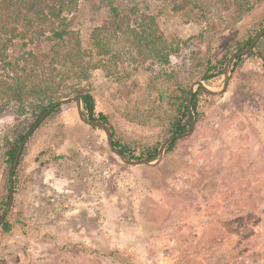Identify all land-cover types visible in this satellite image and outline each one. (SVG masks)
<instances>
[{"label": "rangeland", "instance_id": "obj_1", "mask_svg": "<svg viewBox=\"0 0 264 264\" xmlns=\"http://www.w3.org/2000/svg\"><path fill=\"white\" fill-rule=\"evenodd\" d=\"M249 1L254 9L235 24L224 4L211 7L206 0L177 12L181 0H116L128 15L135 9L129 21L135 32L102 36L109 53L101 55L91 35L107 25L108 10L98 0H78L62 17L92 65L90 77L78 83L57 64L54 83L63 88L62 99L88 86L114 140L138 156L165 140L169 113L157 95L170 86L162 75L168 66L149 53L145 33L169 47V70L190 87L207 61L219 60L264 17V0ZM47 36L13 40L9 57L32 51L42 58L52 47ZM261 43L264 50V38ZM43 62L36 74L51 72L49 60ZM222 83L223 76L204 84L217 90ZM199 113L191 136L179 139L157 166L135 167L108 148L104 132L79 121L74 102L61 105L26 144L6 215L14 229L0 233V264H264L261 62L246 59L224 94L200 98ZM22 119L0 115V196L6 145Z\"/></svg>", "mask_w": 264, "mask_h": 264}, {"label": "trees", "instance_id": "obj_2", "mask_svg": "<svg viewBox=\"0 0 264 264\" xmlns=\"http://www.w3.org/2000/svg\"><path fill=\"white\" fill-rule=\"evenodd\" d=\"M98 1L107 8L108 20L107 25L103 28H95L92 31L91 37L93 44L100 50L99 53L101 55H107L109 50L106 43L102 42V36L109 37L108 39H110L114 34L115 38L117 37L118 39L119 36L123 37V33L126 31L134 33V29L129 26V21L130 17L135 14V9H130L128 15V13L116 5V0ZM164 1L175 2L176 0ZM198 1L201 0H181L180 4L173 7L174 11L183 10L188 4H197L196 2ZM206 1L208 2V6L211 7L224 4V10L231 12V22L235 24H239L255 6V3L251 4L249 0ZM77 2L78 0H0V96L4 98L1 99L2 102L0 103V115L7 112L16 117L23 118L19 121L20 125L18 126L20 127H17L18 129H16L14 139L7 143L3 156L4 167L1 173L2 189L0 196V217L7 204L12 163L20 142L46 109L65 96L60 84L54 83V78L52 77L53 68H55L57 64H61L68 67L69 74L72 76L71 78L78 83L89 80L92 65L84 60L86 53L82 50L78 37L68 29V23H65L62 17V14L70 11ZM256 26H258V29ZM263 26L264 17L258 21L257 25L246 30L244 39H237L230 49H225L219 60L215 63L207 61L205 65H203L204 68L198 80L208 85L211 80L223 76V68L229 57L246 47ZM229 27L230 26L226 28L230 30L235 26ZM212 28L215 29V27ZM46 32L50 33V36L45 37L46 41L52 44V47L49 49L50 53H42V58H39L32 51L23 52L21 57L15 59L9 57V47L14 44L12 43L13 40L32 41L36 35L45 36ZM145 34L147 38L143 37V40L145 41L149 53L157 60L159 66H168V69H163L162 75L165 82L170 86L159 90L157 89L158 98L162 103L160 106L164 109L166 107L169 109L168 114L164 113V116H166V128L164 133L166 139L173 135L182 134L190 127L187 99L191 81L184 85L179 83V71L175 70L174 67H171L169 70V56L171 55L170 49L168 50L169 47H162L163 41H161L159 37H156L154 32ZM7 35H10V37L4 39V36ZM263 38L264 35L250 52L242 57H238L232 63L230 67L231 78L241 67L242 63L249 58L259 60L264 70V50L262 49L261 43ZM158 43L162 44L161 47L157 46ZM23 45L26 46L24 43ZM31 59L35 62L32 63L33 66L29 65ZM44 59L45 61L49 60L48 65L52 66L49 70L51 72L45 73L42 71L36 74L37 67L43 69L45 66L43 64ZM6 70L10 72V74L6 75L9 80L3 76ZM34 78H36L37 81L34 80ZM173 88H175V91H172ZM72 92L73 97H78L81 100L83 112L90 120H99L109 126L113 137V145L123 155L134 160L150 159L156 156L159 144L154 145L152 148H147L137 156L134 155V152L127 144H122L114 140V129L110 125L108 117L103 114L95 113V101L88 86L73 89ZM203 96L205 95L200 89L196 88L191 101L192 117L195 124L199 121L200 98ZM60 110L61 106L54 108L43 123L52 120L60 113ZM93 129L103 132L100 128ZM178 140H174L170 143L165 153H172ZM26 144L21 152L17 168L13 174V195L19 184L18 170L22 157L24 156ZM13 226L14 223L11 221L10 217L6 216L0 225V233L7 234L12 232L14 229Z\"/></svg>", "mask_w": 264, "mask_h": 264}, {"label": "water", "instance_id": "obj_3", "mask_svg": "<svg viewBox=\"0 0 264 264\" xmlns=\"http://www.w3.org/2000/svg\"><path fill=\"white\" fill-rule=\"evenodd\" d=\"M264 35V26L257 32V34L253 37V39L250 41V43L242 48L241 50L235 52L232 54L229 59L226 61L224 68H223V83L221 87L217 90H211L208 86H206L203 81H196L193 82L190 87H189V96L187 99V110L189 113L190 117V127L188 130L182 134H177L170 136L166 138L161 145L159 146L157 150V154L155 157L150 158V159H130L127 156L123 155L114 145H113V137L111 135V131L108 125L103 123L102 121L99 120H90L83 112L82 106H81V100L78 97H69L65 99H60L56 101L53 105L48 107L46 111L35 121L33 126L29 129V131L26 133L25 137L22 139L20 142L17 151L15 153L13 163H12V168H11V174L9 178V196L7 200L6 207L0 217V225L2 224L4 218L6 217L7 213L9 212L12 203H13V174L17 168V163L19 160V157L21 155V152L27 143L28 139L32 136V134L35 132V130L41 125V123L47 118L49 113L53 111L54 108L57 106H61L66 103L74 102L76 106V112L79 121L91 128H100L104 134L106 135V143L108 148L124 163L127 165H133L135 167H155L157 166L162 158L163 155L167 149V147L172 143L174 140L178 139H184L188 138L191 136L193 133L194 127H195V121L192 117V110H191V101L194 95V92L196 88H199L200 91L207 96L215 97V96H220L224 94L228 88L229 80H230V67L232 63L238 58L246 55L248 52H250L255 45L258 43V41L263 37Z\"/></svg>", "mask_w": 264, "mask_h": 264}]
</instances>
